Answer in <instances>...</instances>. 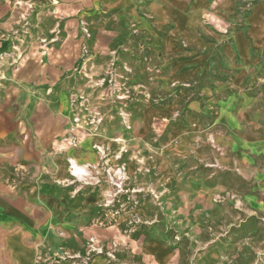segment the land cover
I'll use <instances>...</instances> for the list:
<instances>
[{"label": "rangeland", "instance_id": "374dc122", "mask_svg": "<svg viewBox=\"0 0 264 264\" xmlns=\"http://www.w3.org/2000/svg\"><path fill=\"white\" fill-rule=\"evenodd\" d=\"M226 23L204 37L219 55L250 27L243 17ZM123 33L128 46L133 33ZM179 44L99 52L93 65L85 56L78 70H63L76 74L75 106L87 117L67 148L84 171L73 173L68 160L60 184L82 206L45 231L77 237L69 244L78 256L101 255L106 264H264V150L226 132L230 116L220 118L218 102L237 115L231 98L264 86L245 80L209 98L203 88H221L222 69L199 68ZM63 196L45 202L60 219L71 210Z\"/></svg>", "mask_w": 264, "mask_h": 264}, {"label": "crops", "instance_id": "0c3cea01", "mask_svg": "<svg viewBox=\"0 0 264 264\" xmlns=\"http://www.w3.org/2000/svg\"><path fill=\"white\" fill-rule=\"evenodd\" d=\"M240 17L250 27L232 34L219 55L204 41L213 32L209 26L223 30L225 22ZM125 29L133 35L128 46H121ZM102 36L107 43L100 45ZM181 42L194 65L222 69L223 86L204 87L207 97L245 80L264 86V0H0V264L109 261L101 255L78 256L69 244L71 234L45 231L53 222L63 225L74 204L82 206L73 199L74 189L63 190L60 184L71 172L68 160L71 168L73 162L81 167L67 148L87 117L75 106L76 74L65 77L63 70H78L85 56L89 67L99 52L112 54L127 46L129 53H140L161 44L167 52ZM231 100L239 104L237 115L226 101H218L220 118L230 116L226 132L264 150V91L242 89ZM63 194L71 210L60 219L45 202Z\"/></svg>", "mask_w": 264, "mask_h": 264}, {"label": "bare ground", "instance_id": "6f19581e", "mask_svg": "<svg viewBox=\"0 0 264 264\" xmlns=\"http://www.w3.org/2000/svg\"><path fill=\"white\" fill-rule=\"evenodd\" d=\"M72 171H73V173H75V174H80L82 171H84V169L83 168H81L80 166H78V165H76L74 162H73V164H72ZM192 183V182H191ZM195 183V182H194ZM197 183V182H196ZM192 185V184H191ZM195 185V184H194ZM192 189H193V187H192Z\"/></svg>", "mask_w": 264, "mask_h": 264}]
</instances>
